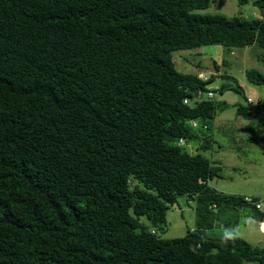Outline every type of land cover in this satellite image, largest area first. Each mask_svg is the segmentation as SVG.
Listing matches in <instances>:
<instances>
[{
	"label": "trees",
	"instance_id": "1",
	"mask_svg": "<svg viewBox=\"0 0 264 264\" xmlns=\"http://www.w3.org/2000/svg\"><path fill=\"white\" fill-rule=\"evenodd\" d=\"M214 1L0 0V264H264V245L204 236L236 228L213 205L264 209L216 192L217 167L176 144L228 104L195 99L208 81L172 53L264 48V0L257 18L193 12ZM179 196L196 225L163 238Z\"/></svg>",
	"mask_w": 264,
	"mask_h": 264
},
{
	"label": "rangeland",
	"instance_id": "2",
	"mask_svg": "<svg viewBox=\"0 0 264 264\" xmlns=\"http://www.w3.org/2000/svg\"><path fill=\"white\" fill-rule=\"evenodd\" d=\"M255 0H249L246 4H239L237 0H215L208 8L194 10V13L199 14H221L226 17L239 16L242 18H257L259 17V8L254 5ZM175 68L185 74H198L199 78L207 80V88H212L214 92L215 101H225L228 107L221 111L217 116L218 124H222L220 130L211 132L213 139L218 142L214 146V150L200 149V153L207 155L209 159L221 157L224 161L234 162L236 159L230 155H217L215 151H225L231 148V143L236 137L237 141L233 144L232 151H237L241 158L245 156L252 158L253 156H261L260 148L256 144H250L247 141V135L240 124L244 121L243 117L237 114V107L239 105H247L246 99L248 96L256 99L259 97L256 85L249 83L246 79L245 70L256 69L264 70V48L258 45H249L245 47H230L225 48L222 45L203 46L196 49L179 50L172 53ZM246 84H250L247 88ZM223 86L227 90L220 93L219 87ZM253 86V87H252ZM264 86H260L263 88ZM236 88V89H232ZM224 118V121L222 120ZM251 133L248 132V138ZM255 137H252L253 140ZM193 144L192 140L188 141ZM252 147V148H250ZM211 152V155H210ZM221 182V181H220ZM223 182V181H222ZM227 183V182H223ZM185 196H179L177 202L169 208L166 212V228L164 231L158 230V234L167 239L182 237L190 227L194 226L192 218H194L193 207L186 203ZM182 209L184 211H182ZM242 213V212H241ZM246 213V210H245ZM237 215V214H236ZM236 215H228L231 224L236 219ZM226 221V219H224ZM141 222L151 226L148 220L141 218ZM242 226V225H241ZM150 228V227H149ZM151 230V229H150ZM249 228L240 231L243 239L249 238L247 233ZM237 231H219L209 230L204 233V236H218L226 238L237 233ZM249 242V241H248ZM251 243V242H250ZM253 244V243H252ZM260 246V244H253Z\"/></svg>",
	"mask_w": 264,
	"mask_h": 264
},
{
	"label": "crops",
	"instance_id": "3",
	"mask_svg": "<svg viewBox=\"0 0 264 264\" xmlns=\"http://www.w3.org/2000/svg\"><path fill=\"white\" fill-rule=\"evenodd\" d=\"M246 71V70H245ZM244 71V73H245ZM201 73H199L200 76ZM198 75V74H197ZM203 80V79H202ZM247 88L250 84H246ZM253 87V86H252ZM207 88V87H206ZM256 89V92L259 97H255L256 100H260L264 103V87L257 88L253 87L252 91ZM250 97V96H248ZM251 98V97H250ZM254 99V98H253ZM225 102V101H224ZM244 106V105H243ZM226 109V108H225ZM224 109V110H225ZM223 111V110H221ZM221 111L214 116V118L204 123L207 125V129L203 130L200 129L196 132L197 137L193 139V144H190L191 150L193 153L200 152V149L203 150H214V146L218 145V142L213 139L212 131L214 128L216 130H220L222 128V124H218L217 116ZM264 110H259L257 113H254L253 116L244 117L242 115H238L243 117L244 121L240 124L247 135V141L250 144H256L260 148L261 156H253L250 158L249 156H245L241 158V156L237 153V151H232L231 149H235L233 144L237 141L234 139L231 143V148H228L225 151L221 149L215 151L217 155L221 154L223 156L230 155L236 160L234 162L224 161L221 157L218 158H211L209 159L207 155H205L211 163L217 167V175H215L211 180L208 181V185L213 188L216 192L221 193L225 196H234V197H245L251 196L254 198L264 197V117H263ZM224 121V118L222 119ZM248 132L251 133V136L248 138ZM252 137H255L251 140ZM252 148V147H250ZM236 150V149H235ZM211 155V152H210ZM221 181V182H220ZM227 183H223V182ZM186 203L189 206L193 207L194 218H192L194 222V226L190 227L194 228L196 225L195 221V209L193 205V201H190L191 197L185 196ZM192 200V199H191ZM212 208L215 211H219L220 215L228 216V215H236L237 217L234 221L236 228L234 231L236 236H241L240 231L249 228V231L246 232L247 238L246 240L251 242V244H260V246L264 245V218L258 219L254 215H252V210L250 207H243V208H232V207H219L217 205H213ZM246 210V213H245ZM182 211H184L182 209ZM242 212V213H241ZM221 223L223 224V219H221ZM225 224V223H224ZM223 225H217V227L213 228L212 230H219V231H229L228 228H224ZM242 225V226H241Z\"/></svg>",
	"mask_w": 264,
	"mask_h": 264
},
{
	"label": "built area",
	"instance_id": "4",
	"mask_svg": "<svg viewBox=\"0 0 264 264\" xmlns=\"http://www.w3.org/2000/svg\"><path fill=\"white\" fill-rule=\"evenodd\" d=\"M214 92H213V89H207L206 92H200V91H197L195 93V99H200L202 97L204 98H213L214 97ZM189 101L188 98L184 99V103H187ZM247 101V104H251L253 106H257V108L260 110H264V103L261 102L260 100H256V99H253V98H250L248 97L246 99ZM263 117H264V112H263ZM199 123L198 121L196 120H191L190 121V126L191 128L193 129H196L199 127ZM203 129H206L207 126L206 125H203L202 126ZM178 146H182V147H185L186 149H188L190 152H192L191 150V147L189 145V143L187 142V140L184 138V137H180L178 140H177V143H176ZM243 200L245 203L247 204H252L255 206V208L257 209H260V210H263L264 209V197H260V198H253L251 196H245L243 197ZM191 231H193L194 229L191 228L190 229Z\"/></svg>",
	"mask_w": 264,
	"mask_h": 264
},
{
	"label": "clouds",
	"instance_id": "5",
	"mask_svg": "<svg viewBox=\"0 0 264 264\" xmlns=\"http://www.w3.org/2000/svg\"><path fill=\"white\" fill-rule=\"evenodd\" d=\"M207 89H212V88H207Z\"/></svg>",
	"mask_w": 264,
	"mask_h": 264
}]
</instances>
